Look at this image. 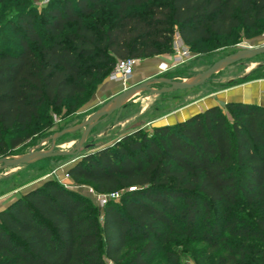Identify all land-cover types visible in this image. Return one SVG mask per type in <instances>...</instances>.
Here are the masks:
<instances>
[{"label": "trees", "instance_id": "obj_1", "mask_svg": "<svg viewBox=\"0 0 264 264\" xmlns=\"http://www.w3.org/2000/svg\"><path fill=\"white\" fill-rule=\"evenodd\" d=\"M30 3L0 0V158L49 126L45 110H77L118 61L173 54L175 34L194 51L264 27V0ZM152 131L67 169L119 203L46 182L0 211V264H180L191 243L196 264H264V108L212 106Z\"/></svg>", "mask_w": 264, "mask_h": 264}, {"label": "rangeland", "instance_id": "obj_2", "mask_svg": "<svg viewBox=\"0 0 264 264\" xmlns=\"http://www.w3.org/2000/svg\"><path fill=\"white\" fill-rule=\"evenodd\" d=\"M37 1L31 0L30 5L37 8L38 13L40 7L36 5ZM9 39L11 41L9 48L14 49L12 43L14 38L9 36ZM232 43H227L215 49L206 48L209 46L205 44L191 51L182 44L178 35L175 34L173 38L174 53L168 55L171 58L170 62L160 65L156 72L144 77V81L164 77L170 80L174 79L175 82H189L223 58L242 50L264 45V27L260 32L246 38L243 31H239L238 40ZM178 52H184L185 56L181 59L182 61L175 62L174 59ZM140 62H143V60L137 61L135 68L140 65L138 64ZM109 75L91 94L80 101L79 108L74 112L66 113L64 109L45 110V114L50 117L49 126L38 133H33L31 130L29 139L3 158H15L29 152L73 151L84 131L83 127H78L84 125L92 115L113 97L98 96L99 88L105 82L118 84L121 87H119L120 90L116 93L117 95L138 84L129 81L128 85L123 86L120 83L110 81ZM242 76H244L243 79L240 78ZM224 78L234 79L235 83L264 78V55L234 63L220 70L202 86L193 90L170 92L160 96L152 95L146 91L138 92L89 131L78 154L75 156L48 158L17 167L0 166V211L6 209L16 198L23 196L30 189L40 187L46 182L57 183L65 189L86 196L97 206L92 197L87 194L88 188H90L89 185L74 183L70 178H65L67 169L74 166L89 153L119 143L125 136H131L138 132L151 135L154 127H160L163 116L182 106L192 97L208 93L212 88H224L226 85L219 84V81ZM151 87L161 89L166 86L164 83L158 82L151 83ZM221 109L224 111V106ZM67 130L72 131L58 135ZM99 209L101 208L99 207ZM196 247L200 249L198 243H191L187 247L183 245L177 248L180 264H196L192 256L196 253ZM155 257H159V254ZM104 260L107 264H112L107 259Z\"/></svg>", "mask_w": 264, "mask_h": 264}, {"label": "water", "instance_id": "obj_3", "mask_svg": "<svg viewBox=\"0 0 264 264\" xmlns=\"http://www.w3.org/2000/svg\"><path fill=\"white\" fill-rule=\"evenodd\" d=\"M260 55H264V45H261L256 48H252L249 50H242L233 55H230L226 58L219 60L214 63L209 69L200 74L197 78L189 81V82H175L167 78H158L152 79L150 81H144L138 83L121 93L113 96L109 102H107L99 111H97L94 115H92L88 121L85 122L84 125L79 126L78 128L83 127L84 131L73 151H46V152H29L19 157L15 158H0V166L2 167H17L20 165H27L32 162H37L40 160L48 159V158H58V157H71L78 154L81 146L84 143L86 135L89 133L91 129H93L102 119L109 116L115 110L122 106V104L127 101L129 98L133 97L140 91H146L152 95H163L170 92L177 91H189L195 88L202 86L206 83L214 74L219 72L220 70L243 60H250ZM164 83L166 87L161 89H154L151 87V83ZM246 105H252L249 103H242ZM166 126V125H165ZM161 127V126H160ZM72 130L63 131L58 135L71 132ZM36 188V187H34ZM33 188V189H34ZM30 189L29 191H31ZM27 191L25 194H27ZM19 198V197H18ZM16 198V199H18ZM15 199V200H16ZM14 200V201H15Z\"/></svg>", "mask_w": 264, "mask_h": 264}, {"label": "crops", "instance_id": "obj_4", "mask_svg": "<svg viewBox=\"0 0 264 264\" xmlns=\"http://www.w3.org/2000/svg\"><path fill=\"white\" fill-rule=\"evenodd\" d=\"M170 57L157 56L140 62L136 68L130 81L140 83L144 81V77L156 72L160 65L169 63ZM241 79L244 76L240 77ZM174 79H172L173 81ZM224 88H212L208 93L192 97L188 102L169 112L162 118L159 126L172 125L182 122L197 113L203 112L205 109L217 106L222 107L227 103H249L256 107L264 108V78L250 79L244 82L235 83L234 79L224 78L219 81ZM118 84L105 82L98 90V96L108 98L115 96L119 92Z\"/></svg>", "mask_w": 264, "mask_h": 264}, {"label": "built area", "instance_id": "obj_5", "mask_svg": "<svg viewBox=\"0 0 264 264\" xmlns=\"http://www.w3.org/2000/svg\"><path fill=\"white\" fill-rule=\"evenodd\" d=\"M49 0H38L36 2V5L40 8L46 6L48 4ZM185 56L184 52H178L177 56L175 57V62L182 61L181 59ZM135 60L133 59H127L123 61H118L114 67V69L111 71L109 75V80L112 82H117L122 84L123 86L128 85L133 73L134 68L136 65ZM65 178H69V176L66 174ZM66 186V185H65ZM67 188V187H66ZM72 188V187H70ZM135 190L134 187H130L128 189V192H133ZM87 194L92 197L94 202L97 204L98 207L102 208L104 205H106L109 202L119 203L121 199V193L120 192H114L110 194H98L96 193L92 188H88Z\"/></svg>", "mask_w": 264, "mask_h": 264}]
</instances>
